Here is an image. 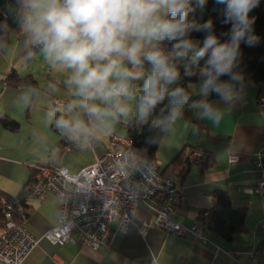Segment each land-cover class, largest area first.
<instances>
[{
    "label": "crops",
    "instance_id": "1",
    "mask_svg": "<svg viewBox=\"0 0 264 264\" xmlns=\"http://www.w3.org/2000/svg\"><path fill=\"white\" fill-rule=\"evenodd\" d=\"M31 43V34L25 28L10 36L6 50L0 54V113L19 124L16 131L0 125V189L10 195L19 193L31 168L64 167L70 173L78 172L105 151L113 134L104 140L92 129L91 123L96 117L87 114L83 120L94 133L93 139L67 137L68 144L61 145L62 135L54 130L49 114L41 111L36 102L37 92L44 88L37 81L34 89L4 84V77L13 69L21 75L30 72L34 77L31 62L36 56L30 64H26L23 57ZM38 64L43 78L55 82L66 93L74 94L76 86L69 83L72 69L54 66L46 62V58ZM150 67L145 63V72ZM198 82L189 85L195 94L201 93ZM135 83L138 91L143 82ZM238 92L240 98L231 103H225L219 96L207 101L220 113L218 122L201 118L202 110L191 105L179 109L160 141L155 162L160 167L165 166L182 150L187 153L190 148L205 149L215 159L210 167L203 169L201 164H193L183 175L167 170L184 194V199L174 204L171 217L184 226L194 225L199 213L211 207L209 193L222 189L233 206L246 208L245 232L226 240L203 225V235L208 239L204 243L193 241L188 234L178 237L156 227L149 228L142 236L141 221L152 220L155 214L148 205H140L125 231L116 229L117 219L111 221L110 226L116 231L107 248L92 249L80 243L79 235L73 232L75 243L54 245L40 239L21 264H249L252 260L251 264H264V248L260 246L264 229L259 226L264 220V196L250 191L259 179L260 167L264 168V114L257 105L258 99L264 98V83L246 82ZM50 95L51 102L52 98H59L58 93ZM23 124L32 128V133L26 137L21 134ZM89 129L80 131L87 133ZM31 137H34L32 142ZM232 156L236 161L229 162ZM26 203L29 211L25 227L31 234L39 237L56 225L59 202L54 194L48 193L43 201L28 199ZM228 252L236 254V258L228 256Z\"/></svg>",
    "mask_w": 264,
    "mask_h": 264
},
{
    "label": "clouds",
    "instance_id": "2",
    "mask_svg": "<svg viewBox=\"0 0 264 264\" xmlns=\"http://www.w3.org/2000/svg\"><path fill=\"white\" fill-rule=\"evenodd\" d=\"M224 5V23H231L230 40L219 43L212 34V21L196 24L189 20L193 0H23L27 10L24 24L33 44L41 48L54 66L72 69L69 83L76 86L84 107L92 117L127 116L129 101L137 102L141 119H147L166 98L171 116H176L190 99L183 88L170 90L180 77L176 60L198 65L201 95H218L225 103L240 98L236 84L243 77L233 71L241 41L258 43L252 32L255 18L249 13L260 0H214ZM203 7L205 0H196ZM206 32L202 46L190 33ZM174 42L165 53L162 44ZM204 64L199 66V61ZM150 70L145 72L144 65ZM196 73L190 66L185 75ZM227 76V80L221 77ZM136 81H142L137 91ZM99 99L107 107L88 101ZM191 107L201 109V118L218 122L220 113L206 100ZM57 128L76 132L83 128L61 116Z\"/></svg>",
    "mask_w": 264,
    "mask_h": 264
},
{
    "label": "built area",
    "instance_id": "3",
    "mask_svg": "<svg viewBox=\"0 0 264 264\" xmlns=\"http://www.w3.org/2000/svg\"><path fill=\"white\" fill-rule=\"evenodd\" d=\"M52 104L54 112L61 115L66 102L52 98ZM257 105L260 113L264 114V98L260 97ZM61 134L72 140L94 137L91 129L87 133L80 130L66 133L63 130ZM205 155L203 148H190L187 159L198 164ZM234 161L235 156L229 157V162ZM38 169L39 174L29 187L26 198L43 201L48 193L54 194L59 202L57 223L39 237L34 236L25 227L26 217L15 218L16 210L2 202V264H21L40 239L54 245L75 243L73 232L79 235L80 243L92 249L107 248L116 229L125 231L140 205H148L155 214L154 219L141 221L139 232L142 236L149 228L156 227L178 237L188 234L193 241L208 242L203 235L201 220L192 226H184L171 217L174 204L183 200L184 194L174 179L163 174L158 163L142 156L125 135L111 134L105 151L76 173H70L64 167ZM259 173L258 181L250 191L264 196V168L260 167ZM17 211L21 213L22 207L18 206ZM114 219L118 220L116 229L110 226ZM259 226L264 229V220L259 222ZM227 255L236 258V254L228 252Z\"/></svg>",
    "mask_w": 264,
    "mask_h": 264
},
{
    "label": "trees",
    "instance_id": "4",
    "mask_svg": "<svg viewBox=\"0 0 264 264\" xmlns=\"http://www.w3.org/2000/svg\"><path fill=\"white\" fill-rule=\"evenodd\" d=\"M193 7L195 11L190 13L189 20L202 24L204 21H212V34L215 35L219 43H224L230 40L231 23H224V5L216 4L214 0H205L204 6L201 8L193 0ZM27 10L23 7V0H0V54H2L9 43L10 36L17 34L26 28L24 24V17ZM255 18L252 24V32L258 37V43L249 46L244 41H241L238 55L235 61L233 71L239 73L243 77L242 85L236 84L237 91H240L246 82L255 84L264 83V0H260L259 5L249 13V19ZM206 32L190 33V38L198 41V46L203 45ZM174 42L165 41L162 44L165 53L172 50ZM41 51V48L33 42L24 51L23 57L26 64H30L34 57ZM192 53H189L188 59L176 60L175 63L179 69L180 77L177 82L170 85V90L176 87L183 88L189 95L190 99L186 105H192L194 102L203 100H210L218 97L215 93H210L208 97L193 93L189 85L198 80V76L185 75V67L190 66L192 71L199 68L198 65L190 64ZM204 64V60L199 61V66ZM227 76L221 77V80H227ZM4 84L13 87H27L36 88V80L32 74H19L16 70H11L4 77ZM139 91V90H138ZM171 106L169 100L166 98L162 103L158 104L147 119H141L138 112L132 115L125 123V136L128 137L134 148L147 160L155 161L156 152L161 139L168 131L172 116ZM56 118L63 116L55 113ZM89 117H92L89 115ZM0 125L10 130L16 131L18 129V122L6 115L0 113ZM54 130L62 135L61 145H67L69 140H66L67 135L61 134L62 129L56 128ZM111 136V135H110ZM215 162L213 156L207 153L205 158L199 163L203 169L210 167ZM193 163L187 159V153L180 151L174 156L168 164L161 168L163 174H167V170L176 175H183L187 168ZM39 174V169L31 168L28 180L22 186L21 190L16 195H10L0 189V206L2 202L8 203L15 211L14 217L21 218L28 216V205L26 201V193ZM168 175V174H167ZM211 207L201 211L198 215V220H201L205 228L209 232L215 234L226 240H231L236 233L245 232V216L246 208L235 207L226 191L222 189H214L210 193ZM18 206L22 207L21 213L17 211ZM2 213L0 209V221L2 220ZM260 246L264 248V240L261 241Z\"/></svg>",
    "mask_w": 264,
    "mask_h": 264
},
{
    "label": "rangeland",
    "instance_id": "5",
    "mask_svg": "<svg viewBox=\"0 0 264 264\" xmlns=\"http://www.w3.org/2000/svg\"><path fill=\"white\" fill-rule=\"evenodd\" d=\"M27 13V12H26ZM194 42H197V40H194ZM45 58L44 54L42 51H40L32 64V72L33 75L38 82L39 86L43 87L44 90H41L37 92L36 96V102L39 105L38 107L41 109V111H45V113L49 114V118L52 120L51 123L56 126V114L52 109H53V104L51 102V95L50 94H59L56 95L59 98H62L63 100H67L69 102V105H65L62 110L65 111V115L69 116L71 121L73 123L79 121L82 123L83 128L81 130L87 131L89 128L87 127L86 123L84 122V117L87 116L88 112L84 107H81V97L76 94V87L73 88L74 94L72 93H66L63 89H60L57 87V84L55 82H50L46 78H43V76L40 75V69H39V62L42 61ZM46 62L48 60L46 59ZM24 72V71H23ZM193 72L196 73V75L199 77V68H196L193 70ZM198 85L201 87L202 81L198 79ZM51 89V90H50ZM56 93H52V92ZM89 104H96L99 105L101 108L107 107L105 104H103L99 99L95 101H88ZM50 104V105H49ZM130 105V113L127 116H122V115H116V116H104V117H99L95 119V121H92V129L99 135L101 136L104 140L107 138V136L110 133H116L118 135H125V123L131 118L132 115H135L138 110H137V102L136 101H129ZM44 106V107H41ZM52 108V109H51ZM41 118V116H40ZM32 128L29 129L27 128L24 124L22 126V132L21 134L24 135L25 137L31 132ZM66 131V129H63ZM70 132V131H68ZM34 141V137H31L30 142ZM163 168V165H161Z\"/></svg>",
    "mask_w": 264,
    "mask_h": 264
}]
</instances>
